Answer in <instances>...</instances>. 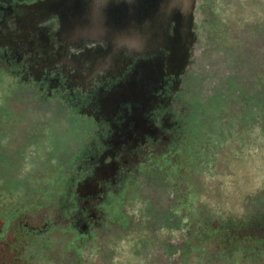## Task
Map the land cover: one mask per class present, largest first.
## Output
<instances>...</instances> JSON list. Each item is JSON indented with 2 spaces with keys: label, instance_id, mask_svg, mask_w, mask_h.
<instances>
[{
  "label": "rangeland",
  "instance_id": "374dc122",
  "mask_svg": "<svg viewBox=\"0 0 264 264\" xmlns=\"http://www.w3.org/2000/svg\"><path fill=\"white\" fill-rule=\"evenodd\" d=\"M193 32L188 64L170 94L169 135L156 142L176 148L174 158L162 154L173 166L156 161L158 170L138 176L140 186L113 187L107 201L128 222L98 228L97 249L84 251L77 264H264L262 241L252 237L253 222L264 223V0H197ZM5 71L0 68V215L14 207L15 227H40L46 218L63 223L64 197L47 200L60 207L52 211L43 201L52 194L48 177L56 164L72 165L69 152L80 146L75 120L57 106L50 115L22 106L30 93L16 95ZM10 97L13 106L2 105ZM31 202L42 205L33 218L24 215ZM84 207L100 221L94 205ZM74 219L84 224L80 214ZM163 224L180 232L172 235ZM215 225L221 229L209 230ZM69 235L53 231L52 252ZM10 245L21 248L15 238Z\"/></svg>",
  "mask_w": 264,
  "mask_h": 264
},
{
  "label": "flooded vegetation",
  "instance_id": "af4514ba",
  "mask_svg": "<svg viewBox=\"0 0 264 264\" xmlns=\"http://www.w3.org/2000/svg\"><path fill=\"white\" fill-rule=\"evenodd\" d=\"M61 1L0 0V68L6 69L7 85L19 90L16 95L26 89L29 100L21 105L38 106L43 115H50L53 106L60 107L63 114L75 120V132L81 140L80 146L69 152L72 165L56 164V174L48 177L52 194L43 202L64 197L67 208L61 215L63 223L46 218L40 227H15V208L7 209L0 215V264H77L84 251L94 250L98 228L109 227L112 220L122 223L128 217L114 214L107 201L113 187L124 192L128 184L140 186L138 176L158 170L156 161L167 168L174 163L167 166L163 161L168 157L162 154L174 158L176 148L166 145L163 150L156 142L169 135L170 94L188 60H173L168 45L134 48L107 31L93 38L61 39ZM84 2L103 19L107 16V25L113 29L131 21L127 15H135L134 25L138 26L137 16L143 10L142 0ZM75 6L82 7L79 0ZM175 27L171 23L166 30L173 35ZM12 97L2 105H12ZM78 122L83 126H77ZM54 202H48L49 211L60 208ZM85 203L98 209L99 222L89 215ZM41 207L31 202L24 215L29 212L33 218ZM77 213L84 222L81 226L75 224ZM127 222L123 220L124 225ZM162 228L171 230L172 235L178 231L169 224ZM57 229L70 235L62 237L63 246L52 252L56 240L51 233ZM14 238L20 250L11 247ZM27 241H31L30 246L25 245ZM33 255L40 258L34 261Z\"/></svg>",
  "mask_w": 264,
  "mask_h": 264
},
{
  "label": "water",
  "instance_id": "95a60500",
  "mask_svg": "<svg viewBox=\"0 0 264 264\" xmlns=\"http://www.w3.org/2000/svg\"><path fill=\"white\" fill-rule=\"evenodd\" d=\"M78 0H62L59 10L60 28L58 35L61 39H87L93 38L97 33L105 34L106 31L117 40L134 48H154L168 45L173 60L184 63L194 44V20L197 0H142L143 10L137 16L127 15L131 21L118 28H109L107 16L86 7L85 0H79L82 7L76 8ZM156 7V8H155ZM175 24L173 35L166 27ZM120 39V40H121Z\"/></svg>",
  "mask_w": 264,
  "mask_h": 264
},
{
  "label": "trees",
  "instance_id": "16d2710c",
  "mask_svg": "<svg viewBox=\"0 0 264 264\" xmlns=\"http://www.w3.org/2000/svg\"><path fill=\"white\" fill-rule=\"evenodd\" d=\"M263 210H264V207H263ZM219 225V224H218ZM218 225H215L214 227L215 228H209V230H212V231H217V229H221ZM252 226H254V229H253V231H254V233H253V238L257 241V242H260V240L262 241L260 244L262 245V250H264V223H263V221H260L259 223L258 222H253V224H252ZM209 227V226H208ZM243 233L244 232H246L247 230H242V229H240ZM232 232V233H236V231L238 232L239 231V229H234V230H232V229H230V230H227V231H225V232ZM263 231V232H262ZM227 242V241H226ZM225 242V243H226ZM225 254H226V257H231L232 255H233V253H227L226 251H225ZM233 257V256H232Z\"/></svg>",
  "mask_w": 264,
  "mask_h": 264
}]
</instances>
